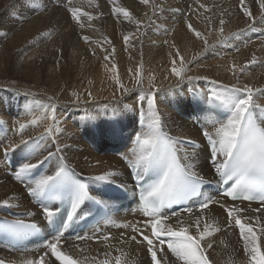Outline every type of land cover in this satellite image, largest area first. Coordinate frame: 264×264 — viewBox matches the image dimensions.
Instances as JSON below:
<instances>
[{"label":"bare ground","instance_id":"obj_1","mask_svg":"<svg viewBox=\"0 0 264 264\" xmlns=\"http://www.w3.org/2000/svg\"><path fill=\"white\" fill-rule=\"evenodd\" d=\"M55 1L52 0V3ZM192 1L150 0L149 5L145 6L140 0H114V3H108L107 10H103L105 6L100 4L98 8L100 19L91 21L90 25L89 22L84 21L87 18L82 17L85 27L81 29L72 21L67 10L63 9L59 15H56L50 12L51 4L43 0H36L42 5L36 11L18 9L16 12H12L9 8L13 0H0V20H3L0 32V200L15 197L12 203L18 204L19 207H12L14 211L35 213L34 216L27 215L26 219L29 220L42 219L40 208L32 202L24 185L13 179V169L18 167L20 162L19 150L14 153V163L11 166L4 157L3 147L20 141L22 137L17 130V122L27 124L34 117L43 115V106L48 104L49 97L57 104L56 115L60 121L61 132L57 134L56 144L52 143L50 137L39 140L40 148L37 151L46 155L47 151H54L55 146L59 145L63 149L61 154L66 158L67 163L84 173L86 177L100 174L108 169H118L121 175L116 178L117 185L122 183L127 188L135 190L130 170L120 157L128 153L132 147L135 134L147 130V104L137 101L136 97L141 90L148 92L156 89H160L156 95L162 126L178 142L177 148L181 156L185 152L191 153L195 150L198 154L197 170L205 177L215 176L214 167L206 150L207 141L202 136L201 130L206 127L211 130V125L208 123L210 119L224 118L213 111H208L210 105L207 103L200 107L192 104L191 89L206 92L219 90L221 84L231 85L237 82L239 85L247 83L254 88L264 89V62L258 61L261 55L256 50L255 40L258 34H262L260 38H264V29L250 35L237 51V46L242 44L237 36L242 32L241 29L244 30V27L239 26L247 19L242 14L239 0ZM83 2L79 3L81 9L88 12ZM206 3L212 5V10L209 11L206 7L199 10V5ZM152 4L156 5L155 10L151 7ZM229 4H232L231 10L227 8ZM246 4L254 6L256 0H246ZM117 5L127 8L135 19L142 22L139 31L135 23L124 20L122 15L114 14L113 8ZM181 15L183 21L178 19ZM220 19L225 20L223 34L219 31ZM188 24L201 32L204 38L212 37L210 42L207 41V44H210L207 49L204 40L196 38L193 32L189 31ZM252 27H264L260 16ZM10 31L12 35L8 36V39L5 38L6 32ZM132 33L135 35L128 44H125L123 36ZM231 33L238 35L231 36ZM85 35L90 37V43H85L82 39ZM223 37L228 39L224 43H217ZM7 44H10L9 49ZM220 44L221 48H219ZM229 47L234 48L232 52ZM177 49L189 69L188 75L207 77L206 80H195L191 84L185 82L180 88L173 89V93L180 92L179 99L167 91L176 82V78L170 75L169 54L174 57ZM31 50L35 52L26 55V52ZM105 56L109 59L105 60ZM253 58L257 63L249 64ZM141 64L142 88L136 85L134 78ZM113 65L117 66L121 82L125 87L132 89L130 93L123 94L119 89L113 79L116 73L110 71ZM233 65L237 69L236 76L232 74ZM245 65L247 68L241 73L239 68ZM177 67H179L178 59ZM255 71L256 74L253 75ZM152 76L155 77L154 87L149 84V78ZM27 79L31 82H27ZM213 80L218 84H212ZM72 92L79 94L78 101L71 95ZM88 93H91V97ZM257 96H260V93H257ZM258 102L264 106V100ZM106 104L110 107L107 109L101 107ZM125 105L128 108L125 109ZM111 106H115L118 110L124 109L114 132L107 124L113 119ZM201 108L204 110L202 111ZM86 112L96 116V119L88 120L85 116ZM50 123L51 120H41L38 125L29 126L25 129L23 138L39 137ZM93 124L100 126L92 127ZM88 140L90 146L87 145ZM185 140L197 142L198 147L194 149L193 145L182 143ZM115 149L117 154L113 152ZM97 161H100L99 165L96 164ZM32 162H35V159ZM55 165L54 157L51 162L42 166L40 175L51 174ZM89 183L95 186L94 182L89 181ZM205 194L227 204L230 203L228 199L218 197L214 191H206ZM233 204L231 202L229 206ZM234 205L247 208L248 212L244 215L264 216V213L251 212V209L259 207L255 203L242 202ZM0 213L6 214V207H0ZM194 215L189 217L187 213L181 212L182 218L188 223H192ZM205 216L209 218L210 224L227 226L226 214L215 204L205 212ZM142 219H144L142 214L131 208L112 212L107 221L97 224L87 236L110 233L113 239L109 243L124 247V251L130 254L126 257L128 264H147L144 252L136 249L135 245L128 248L119 244L121 232L130 230L115 226L126 222L135 223ZM169 223L175 226L176 217H173ZM192 231L194 232L195 229L193 228ZM211 241L213 248L209 250V259L212 264H247L238 230L233 234L213 236ZM41 245L21 252L0 244V258L23 264L25 259L39 256ZM73 245H79L84 249L83 254ZM64 250L71 253L74 258L81 259L84 257L103 259L102 254L109 251L102 242L77 239H66ZM111 252L112 256L119 254L114 249H111ZM85 264H91V261L86 260Z\"/></svg>","mask_w":264,"mask_h":264},{"label":"snow or ice","instance_id":"obj_2","mask_svg":"<svg viewBox=\"0 0 264 264\" xmlns=\"http://www.w3.org/2000/svg\"><path fill=\"white\" fill-rule=\"evenodd\" d=\"M67 12L70 13L72 21L81 29L85 27L82 17H86L89 25L91 21L98 19L99 16L83 11L81 8L72 7L73 0H65ZM114 3V0H109ZM142 5L148 6L150 0H140ZM259 5L260 19L264 22V0H256ZM239 6L244 16L248 17L251 29L255 22V17L249 7L246 6V0H239ZM42 5L36 0H13L9 6L12 12L18 9L36 11ZM99 7V5H96ZM151 7L155 10L156 5ZM199 7L204 8L203 4ZM114 14L123 17L124 20L135 23L137 31L142 27V22L135 19L133 13L122 6L113 8ZM102 15V13H101ZM147 15V14H145ZM151 21V17H149ZM3 21L0 20V24ZM220 33L223 34L225 20L220 19ZM189 31L193 32L198 39L204 40L207 49V40L201 32L196 31L191 24L187 25ZM243 31V29H241ZM135 34L124 35L125 44L133 38ZM238 33H231V36H237ZM85 43H90V37L83 36ZM228 37H223L217 43H224ZM167 43V41H165ZM175 47V45H173ZM115 49L113 48V53ZM171 57L170 75L176 78L175 84L167 91L173 93V89L180 88V85L188 82L191 84L195 80L207 79V77L188 75L189 69L181 56L179 49L175 56ZM105 60L109 57L105 56ZM177 59L179 67H177ZM195 59V57L193 58ZM253 58L249 64H256ZM142 64L137 68L134 75L137 86L143 85L140 76ZM247 65L239 68L243 73ZM116 73L113 79L123 94L132 91L125 87L118 76L116 65L112 66ZM132 71L131 69L129 70ZM232 74L236 76V66L232 67ZM155 77L149 78V84L154 87ZM238 81V78H237ZM212 84H218L217 81H211ZM160 89L144 92L141 90L136 97L137 101L147 104L148 124L147 130L135 134L133 146L128 153L121 155L120 159L126 166L132 170L134 179L137 182L143 180L149 174H153L155 179L152 183H145L140 191V203L136 211L142 214L144 219L135 223L126 222L115 225L118 228L130 230L121 232L119 244L143 251L147 259V264H212L209 259V250L213 248L211 237L216 233L224 231L215 223L210 224L209 218L205 212L212 205H217L223 209L227 217V228L238 230L239 240L242 244V251L247 258V264H264V222L261 216L244 215L248 212L247 208H239L234 204L229 206L226 202L214 199L202 191V186L210 184V181L197 170L198 154L185 152L183 156L179 155L177 141L168 136L162 130V117L158 110L157 95ZM181 91H183L181 89ZM193 95L191 103L200 107L202 104H209L208 111L222 109L224 119H210L208 123L211 130H201L202 136L207 141V151L214 171L220 177V183L226 187L223 190V196L227 200L236 201L238 198L243 201L259 200L262 207L251 209L252 213H264V106L258 101L264 100V89L254 88L245 83L221 84L219 90L213 89L206 92H198L195 88L191 89ZM260 93V96H257ZM80 99L76 92L71 93ZM176 99L180 98V92L173 93ZM91 97V93H88ZM115 96V94H114ZM104 109L110 105H102ZM113 108V119L107 122L108 127L114 132L116 125L119 124V116L124 109ZM43 115L34 117L29 123H18V132L21 139L18 143L3 147L4 157L8 154L16 153L19 150V164L13 169V179L24 185L27 194L32 197L40 206V214L43 217V227L37 222H25L23 219L2 220L0 221V232L9 233L18 238H26L41 234L47 229L43 236L45 241L41 245L39 256L33 259H25L23 264H85L90 260L91 264H128L126 257L129 253L124 251V247L111 245L109 242L113 239L110 233L97 236L95 234L84 236L79 235L77 240H94L102 242L106 249L103 259L95 257L74 256L65 251L66 233L70 235L69 230L74 226L86 221V213L91 212L92 208L101 211L108 207L107 195L109 188L117 185V177L121 175L120 171L108 169L97 175H90L86 182L81 173H77L75 168L70 167L66 158L61 154L63 149L55 146L54 151H47V154L37 151L40 148L39 140L51 138L52 143L56 144L58 135L61 132L60 121L56 115L57 104L49 97L47 105L43 106ZM124 108H128L127 105ZM203 111L204 109L201 108ZM219 114V113H218ZM88 120L94 121L96 116L86 112ZM41 120H51L44 132L39 137L23 138V133L29 126H36ZM104 123V122H101ZM100 125L93 124L92 127ZM194 149L198 147L197 142L188 141ZM55 157L56 165L51 174H39V170L46 163L52 161ZM222 158V159H221ZM35 159V162L32 160ZM97 165L100 161L96 162ZM49 166H51L49 164ZM38 177V178H37ZM117 187L126 186L122 183ZM195 197H202L199 201ZM13 198L0 200V207H19L12 203ZM191 201L196 205L195 215L193 207L182 209L189 217H193L192 223L186 222L181 212L172 211L168 213L165 209H170L173 204H187ZM28 216H34L35 213L27 212ZM176 217V224L173 226L169 221ZM259 224L257 229L256 225ZM195 229L193 232L192 229ZM259 232V235H257ZM224 243V241H221ZM81 254L84 249L79 245H73ZM111 249H114L118 255L112 256ZM0 264H6L5 260L0 259ZM11 264V262H9Z\"/></svg>","mask_w":264,"mask_h":264},{"label":"rangeland","instance_id":"obj_3","mask_svg":"<svg viewBox=\"0 0 264 264\" xmlns=\"http://www.w3.org/2000/svg\"><path fill=\"white\" fill-rule=\"evenodd\" d=\"M84 1V2H83ZM196 0H193L192 2H195ZM43 2H48V4H51L50 5V12H53L54 14H56V15H59V13H60V11L61 10H63V9H67V7H68V5L66 4V2H65V0H56L55 2H53L52 3V0H43ZM80 2H83V5L84 6H86V9L88 10V12L89 13H91V14H93V15H96V16H99L100 14L98 13V8H100V7H96V5H99L100 6V4H102V5H104L105 6V8H103V10L105 9V10H107V5H108V3H109V0H73V2H72V7H78V8H81L82 6L79 4ZM204 6L206 7V8H208V10L209 11H211L212 10V5H210L209 3H206V4H204ZM246 6L247 7H249L250 8V10L252 11V13H253V16L255 17V20L257 19V17L258 16H260V13H259V5L256 3L254 6H252V5H250V4H246ZM94 8V9H93ZM199 8V10H202V8L201 7H198ZM227 8H228V10H231L232 9V4H229V5H227ZM96 9V10H95ZM91 10V11H90ZM196 12H198L197 10H195ZM191 13V11L189 12V14ZM242 14H243V12H242ZM244 15V14H243ZM182 16L183 15H181V16H179V20L180 21H183V19H182ZM52 17H54V15H52ZM135 18V17H134ZM247 19L246 20H244L243 21V23L239 26V27H244V30L237 36L238 37V39L242 42V44H239L238 46H237V51L241 48V46L248 40V38H249V36L250 35H252V34H255V32L256 31H259L260 29H264V27H260V28H256V27H252L251 29H247V28H245V27H248V25H249V23H250V21H249V19H248V17H246ZM100 19V16H99V18H98V20ZM87 19H85L84 21L85 22H88V21H86ZM146 20H148V18L146 19ZM3 21V20H2ZM185 21H187V18L185 19ZM1 28H2V24H0V32H1ZM8 34V35H7ZM10 35H12V31H10L9 33L8 32H6V36H5V38H7L8 36L10 37ZM263 35L262 34H258V36L256 35V37H255V40H256V50H258L259 51V53H260V55H261V57H260V59L258 60L259 62H264V38H260V37H262ZM8 37V38H9ZM7 38V39H8ZM212 37H207V36H205V39L207 40V41H209L210 42V39H211ZM45 40V39H44ZM43 40V41H44ZM45 42V41H44ZM249 44H251V41H250V43ZM9 46H10V44H7V49H9ZM208 46H210V44L208 45ZM219 48H221V44L219 45ZM219 48H217V49H219ZM228 49V48H227ZM234 48H232V47H229V50H231V52H232V50H233ZM33 52H35V50H31V51H28V52H26V55H29V54H32ZM18 54V53H17ZM22 57V56H21ZM253 75H255L256 74V71L255 72H253L252 73ZM14 81H16L17 79H13ZM27 82H31L30 81V79H27L26 80ZM12 84H16V83H12ZM22 89V88H21ZM34 92V91H33ZM35 93V92H34ZM142 116V115H141ZM89 140L87 141V145L88 146H90L89 145ZM114 154H117V150L115 149L114 151ZM213 175H215V173H213ZM231 204V202L230 203H228V205H230ZM7 210V209H6ZM261 220H262V222H264V216H261ZM259 224H257L256 225V227H257V229L259 228ZM221 229H224V231H221V232H218V233H216L214 236H218L219 234H233V233H236V230L235 229H231V228H227V226L226 227H220ZM257 235H259V232H257Z\"/></svg>","mask_w":264,"mask_h":264}]
</instances>
